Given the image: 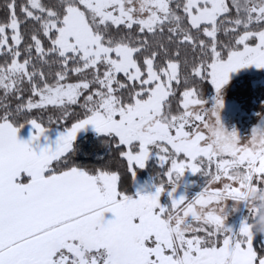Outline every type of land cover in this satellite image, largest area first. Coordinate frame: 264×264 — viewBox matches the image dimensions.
Wrapping results in <instances>:
<instances>
[{"label":"snow or ice","instance_id":"obj_1","mask_svg":"<svg viewBox=\"0 0 264 264\" xmlns=\"http://www.w3.org/2000/svg\"><path fill=\"white\" fill-rule=\"evenodd\" d=\"M250 65L264 69V0H0V264H264L249 227L264 128L242 138L220 118ZM87 125L111 141L100 165L73 160ZM150 155L154 190L129 194ZM186 170L204 185L176 197Z\"/></svg>","mask_w":264,"mask_h":264},{"label":"rangeland","instance_id":"obj_2","mask_svg":"<svg viewBox=\"0 0 264 264\" xmlns=\"http://www.w3.org/2000/svg\"><path fill=\"white\" fill-rule=\"evenodd\" d=\"M252 66L253 65L246 66L230 73L229 75H236L230 77L229 82L221 90V95L223 97V108L220 110L221 122L226 131L230 132L235 129L242 138L250 135L251 130L256 126L264 128V120H261V116L264 115V72L253 71L249 75L243 76L246 69ZM241 72L242 75H239ZM214 103L215 101L213 98L206 102L208 106H212ZM106 137L105 134L97 133L94 126L87 125L83 129L82 136L80 137L83 138L84 141L78 142V139H75L73 142V160L76 161L81 157H93L95 160L103 159L111 143L109 138ZM104 145H106L107 148L104 147ZM152 157L153 156L150 155L146 164ZM204 182V176L199 173L193 174L190 170H186L174 196L179 197L180 195H185L191 198L202 189ZM134 188L135 194L137 190L148 192L154 189L147 182L141 183L137 177H135ZM160 199L161 202L165 204L170 202L166 192L161 195ZM234 204L235 202L231 200L226 202L228 214L226 216L225 225L233 231H238L241 222L247 216V210L243 203L233 207ZM258 236H260V238H258ZM254 240L259 241V243L264 242V236L256 234Z\"/></svg>","mask_w":264,"mask_h":264},{"label":"trees","instance_id":"obj_3","mask_svg":"<svg viewBox=\"0 0 264 264\" xmlns=\"http://www.w3.org/2000/svg\"><path fill=\"white\" fill-rule=\"evenodd\" d=\"M215 94H216L215 89L212 87V85L210 83L207 84L204 87V89H203V99L205 100V102H207L208 100L212 99ZM47 128H49V129H59V130L64 131V127H62L59 124H52V125H49ZM81 141L83 142L84 139L80 138L78 140V142H81ZM104 147L107 148L106 145H104ZM110 152H111V143L109 144V148H108V150H106L105 156H104L103 159L95 160L93 157H81L80 159H77L75 162L77 164H80V165H83V166L100 165L108 158ZM159 167L160 166L158 164L157 158L155 156H153L151 158V160L146 164V166L144 168H137L136 169V176L135 177H137L141 183H144V182L146 183L147 182L153 187L154 177H155L156 172L159 170ZM134 182H135V179L134 180L130 179L129 183H128V187H127V191L131 195H135ZM258 238H260V236H258ZM253 243L257 247L264 246V242H260L259 243V241L254 240Z\"/></svg>","mask_w":264,"mask_h":264},{"label":"crops","instance_id":"obj_4","mask_svg":"<svg viewBox=\"0 0 264 264\" xmlns=\"http://www.w3.org/2000/svg\"><path fill=\"white\" fill-rule=\"evenodd\" d=\"M244 71H242V72H244ZM253 71H255V72H264V69H258L255 65H253L251 68L246 69V72L243 73V76L249 75ZM242 72L239 75H242ZM235 75H230V77L235 76ZM34 132H35V129L32 128V126L30 124H26L22 128L19 129V131H18V138L19 139H22V140H27V139L30 138V136ZM60 132H63V131L62 130H59V129H49V128H47V130L44 133V135L40 137L39 144L41 146L50 145L51 147L55 148V140L57 139V137H58V135H59ZM82 132H83V129H81L78 132V138L76 137V140L77 139L78 140L80 139V137L82 136ZM45 137H47V139H45Z\"/></svg>","mask_w":264,"mask_h":264},{"label":"clouds","instance_id":"obj_5","mask_svg":"<svg viewBox=\"0 0 264 264\" xmlns=\"http://www.w3.org/2000/svg\"><path fill=\"white\" fill-rule=\"evenodd\" d=\"M252 196L256 203L253 205L255 213L249 227L254 235L264 236V200L259 199V197L264 196V188L254 191Z\"/></svg>","mask_w":264,"mask_h":264}]
</instances>
